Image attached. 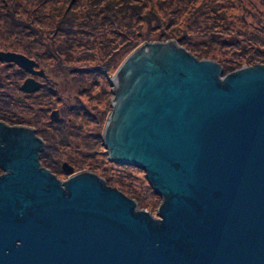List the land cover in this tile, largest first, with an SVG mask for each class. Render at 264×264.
Returning <instances> with one entry per match:
<instances>
[{"label": "water", "instance_id": "1", "mask_svg": "<svg viewBox=\"0 0 264 264\" xmlns=\"http://www.w3.org/2000/svg\"><path fill=\"white\" fill-rule=\"evenodd\" d=\"M0 59L45 77L24 54ZM222 72L168 40L142 42L109 76L102 145L145 172L155 216L95 173L61 186L35 129L1 120L0 264H264V64Z\"/></svg>", "mask_w": 264, "mask_h": 264}, {"label": "trees", "instance_id": "2", "mask_svg": "<svg viewBox=\"0 0 264 264\" xmlns=\"http://www.w3.org/2000/svg\"><path fill=\"white\" fill-rule=\"evenodd\" d=\"M168 1L159 0L158 2L171 5L176 0ZM162 8L161 10H158L152 8L150 4L145 5V3H143L142 5L139 0H0V37L7 36V39L11 38L15 39V41H22V39H25L28 41L23 40L22 43H28H26L24 47H30L29 49L24 48L25 50H23L18 46L20 43H17L16 45L14 42H10L9 39L6 41H0V51L17 52L24 54L28 58L35 59L34 68H38V70L45 75V66L39 64V52L44 51V57L47 59H53V62L59 66L58 69H61V66L64 64L63 59L68 56L70 57L71 53L76 52L78 46H82V49H86L87 45H89L88 47L93 46L96 49H104L106 47V41L103 40V36L108 34L109 31H112L114 34H118L119 39L116 42L111 41L109 43L108 47L111 49V55L109 58L104 61L101 57L96 59L93 58L95 55L92 53L85 52L81 58L84 59L85 57H88L87 60L91 62H86V66L72 67L71 70V72L76 74L75 80L79 79L82 84L85 82L87 74L91 73L93 75L92 82L94 83V87L101 84V89L105 96L111 95L112 92L107 90L109 83L104 77L111 74L119 62L131 50L136 48L143 41H150L155 37H157L156 39L159 42L174 39L180 46L189 51L197 59L215 60L222 67V75L240 68L243 64H264V52L261 51V48L264 47V39L251 41L250 38L246 37L244 39L241 37L242 40L247 41L245 45L254 48L253 52H242V40L239 41L235 36L230 40L223 37L224 32L220 28H223L224 26L231 27L232 21H227L225 15L222 13H218V15L216 13L217 8L209 6L201 10L203 15L205 13L208 14L209 11L211 15L214 16L213 19L218 22V24L212 22L203 26H201L200 23H197V18L200 16L199 9L193 11V21L190 20L185 24L180 25L178 23L176 24L175 21H170L173 18L170 16L171 13L169 9L162 10ZM179 10L182 9L177 8L173 11L176 12ZM44 19L48 20L47 28H39V25L44 23ZM160 19H162V21H160ZM163 22L169 23L170 26L164 25ZM217 30L222 34L214 32ZM193 32H197V35L194 37L191 34ZM201 33H203V35ZM208 35L209 37L206 38ZM242 35L243 31H236V36ZM152 36L154 37L152 38ZM98 38L99 41L97 42L96 40ZM94 41L95 43L92 45ZM212 43H217L215 45L221 48V50H224L223 53L217 50ZM113 44H116L114 49ZM33 48H36V51H32L34 50ZM234 48L240 50L241 53L233 50L231 51L232 55L230 58L223 60L224 58L221 56ZM0 64L4 66L5 71L11 68L14 70L9 74V77L3 76L0 81V103H2L0 106V120H3L10 125L23 124L35 127V134L40 136L44 141V148L41 151L39 158L40 163L51 172H61L62 165L65 166L66 169H69L70 172L85 169V166H83L81 161L72 162L71 159L57 161L54 158V156H58L61 153L58 149L59 144H52V138L45 131V124L48 126V129L57 126V124L60 125L62 120V116H60L61 110L60 108L57 109L56 107H52L53 109L50 110V114H47L46 116V119L48 118L49 121L46 122L40 115L42 111H45V107L37 105L35 108V103L32 101L33 95L38 93L41 89H44L51 94L53 93V89L50 88L51 86L48 85V82L44 81L46 78H43L40 73L32 75L23 69H19L14 62H4L0 59ZM27 73L34 76L35 79H39L40 85L35 91L29 94H23L20 90V83L23 80V76L28 75ZM100 80H103V82H100ZM4 81L8 82L7 86L9 87L10 92H7L8 87L4 85ZM82 91H85V89H82ZM54 94L55 92L53 95ZM42 95L43 96H40L39 94L38 96L42 98L47 96V94ZM99 96H101V93ZM24 101H29L27 104H24L30 112V115L26 117L21 116V114L19 115L14 111V107L19 104L23 105ZM77 102L76 105L73 104L70 105V107L76 109L78 112V110L84 109V105L79 100ZM52 112H55V114L51 116ZM82 113H84V111H82ZM56 115L57 118H54ZM90 119L91 123L92 121L95 122L96 116H91ZM104 119L105 114L101 116L98 122L101 124ZM96 126H98L97 123ZM85 136L94 138L96 140L95 142H100L101 140L100 132L86 131ZM65 141L66 146L70 144L68 140ZM79 146L82 149L87 148V145L82 143ZM96 151L99 152L98 150ZM82 154V156L86 157L93 156L91 152L86 151L82 152ZM102 155H107V153L105 154L103 151ZM106 161L111 166L109 170L112 169L113 171L114 167V169H118L120 172L125 169H130L129 172L125 174L127 178L130 177L128 174H132L133 171L131 172V170L137 169V167L129 164H120L110 161L109 159ZM95 167L97 168V166ZM95 167L87 165L86 169L95 171ZM102 175L105 177L106 183L111 186H116L117 189L127 197L135 198L141 207L147 206L145 202L143 203L142 199L139 198L141 195L130 188L129 183L127 184L121 180L119 182L114 181L107 175V173ZM137 179L139 180L141 178L137 177ZM145 180L147 182L145 185L146 189L151 194L161 198L153 191L147 179ZM151 208L152 207H150V210H153Z\"/></svg>", "mask_w": 264, "mask_h": 264}, {"label": "rangeland", "instance_id": "3", "mask_svg": "<svg viewBox=\"0 0 264 264\" xmlns=\"http://www.w3.org/2000/svg\"><path fill=\"white\" fill-rule=\"evenodd\" d=\"M139 1L142 3V5L143 3H145V5L150 4V6H152V8L154 9L161 10L162 7H163L162 10L169 9L171 13L170 16L173 18L170 21H175L176 24L178 23L180 25L185 24L186 22L190 20L193 21V13H194L193 11H197L198 9L200 11L199 12L200 16L198 18L196 17L198 19L197 23H200L201 26L208 25V23H212V22L214 24H218V22L215 19H213L214 16H212L209 11H208V14L205 13L204 15L201 11L204 8L213 6L214 8H217V12H216L217 14L222 13L225 15L227 21H232L231 27L224 26L223 28H220L224 32L223 37H225V39L230 40V39H233L234 36L239 41L242 40L241 37H243L244 39L246 37L250 38L251 41L264 39V0H186V1L176 0L174 2L172 1L173 4L171 5L162 3V2H161L162 3L161 5V3L158 2L159 0H139ZM177 8L182 9V10L174 12L173 10H176ZM47 21H48L47 19H44V23L40 24L39 28H44V27L47 28ZM160 21H162V19H160ZM163 24L170 26L169 23L163 22ZM238 30L243 31L242 36H236V31ZM214 32L218 34H222L218 30ZM196 33L197 32H193L191 34L194 37L195 35H197ZM201 34L203 35V33ZM6 37H0V41H4V40L6 41L10 39V42H14L16 45L17 43H20V45L18 46L23 50L30 48L29 46L24 47L26 43H28V42L22 43V41L25 39H22V41L21 40L15 41V39H11V38L7 39L8 37L7 38ZM153 37L154 36H152V38ZM208 37L209 35L206 36V38ZM156 38L157 37L153 38L150 41L148 40L143 41V43L159 42ZM118 39H119L118 34H114L112 31L111 32L109 31L108 34L103 36V40L106 41L105 42L106 47L104 49H96L93 46L88 47L89 45L86 46L87 47L86 49H82V46H78L76 52L71 53L70 57L68 56V57H65V59H63L64 64L61 66L62 67L61 69H58L59 66L53 62V59H47L44 57L43 55L44 51L39 52V55H40L39 64L42 66H45L44 71H45L46 80L44 81L48 82V85L51 86L50 88L53 89L52 91L53 93L55 92V94L53 95V93L51 94L50 92H47L46 90L41 89L40 90L41 92L39 91L38 93L34 94L35 96L33 95L32 101H34L35 103V108L37 105H41L42 107H45V111H42L40 115L45 119L46 122L49 121L48 118L46 119V116L47 114L48 115L50 114L49 112L50 110L53 109L52 107H56L57 109L60 108L61 110L60 116H62V120L60 122V125L57 124V126L48 129V126L45 124L46 126L45 131L52 138L51 139L52 144H56V145L59 144L58 149L61 153L58 156H54L55 160L62 161L66 159H71L72 162L81 161L83 163V166H85L84 167L85 169L78 170L76 172L88 171L91 173H95L99 178L103 179L104 181H105V177L102 174L107 173V175L111 177V179L114 181L119 182L121 180V181L126 182L127 184L129 183L130 188L138 192L141 195L139 198L142 199V202L143 203L145 202V204L147 205L146 207H141L135 198H131L137 202V207L139 209L146 210L149 213H151L153 216H155L156 215L155 211L159 207L161 198H159L158 196L154 194H151L146 189L145 185L147 184V182L145 180L146 179L145 172L139 168H137L136 170L133 169L131 170V172L133 171L132 174H128L130 175V177L127 178L125 174H127L130 169H125L124 171L120 172L118 171V169H114L115 168L114 167L113 171L112 169L109 170L111 166L106 161L108 158L106 155H102L103 151L106 154V151H105L106 149H104L102 145V132H103V127H104L106 118L111 110L110 102H111L112 94L105 96L102 92L101 84L94 87L93 85L94 83L92 82L93 75L91 73L87 74L85 78V82L82 84L80 83L79 79L75 80L76 74L71 72L72 67H80L83 65L86 66L87 65L86 62H91L87 60L88 57H85L84 59L81 58L85 54V52L87 53L89 52L95 55L93 58L99 59V57H101V59L105 61L111 55V49L108 47L109 43L111 41L116 42L118 41ZM169 40H174V39H169ZM25 41H28V40H25ZM96 41L98 42L99 38ZM246 42H247L246 40L241 41V44H243L242 48L240 47L242 49V52L244 51H246V53H249L250 51L253 52L254 48L251 46L245 45ZM94 43L95 41L92 43V45ZM215 44L217 43H214V44L212 43V45L217 50L223 53L224 50H221V48H219ZM115 45L116 44H113V49L115 48ZM33 49L34 50L32 51H36V48H33ZM261 49H262L261 51L264 52V47ZM233 50L237 51L238 53H241V51L236 48L230 49L227 53H224L221 56L222 58H224L223 60L229 59L230 56L232 55L231 51ZM129 53L119 62V64L117 65V67L111 74H109L107 77H104L105 80H108L109 84L107 86V90H109L110 92H111L112 85L110 83L109 76L115 73L116 69L119 67L122 61L129 55ZM32 60H35V59H32ZM210 60H213V59H210ZM244 65L251 66L248 64H243L242 66ZM17 68L21 69L20 67H18V65H17ZM35 70H38V68ZM12 71H14L13 68L5 71L4 66L0 64V81L2 80L3 76L9 77V74ZM28 76H30V74L24 75L23 80ZM23 80L21 81V83L23 82ZM101 81L103 82V80H100V82ZM3 83L4 85L7 86L8 82L4 81ZM82 89H85V91H82ZM7 92H10L9 87H8ZM100 93H101V96H99ZM39 94L40 96H43L42 94H47V96H44V98H42L38 96ZM78 100L84 105V109L78 110L77 112L76 109L70 107V105H73V104L76 105L78 103L77 102ZM28 102L29 101H24L23 105L22 104L16 105L14 107V111L18 113L19 115L21 114V116H25V117L29 116L30 112L27 110L26 106L24 105V104H27ZM1 105L2 103H0V106ZM82 111H84V113H82ZM104 114H105V119L100 124L98 120ZM91 116L92 117L96 116L95 122L92 121L91 123V119H90ZM96 123L98 124V126H96ZM33 128L35 129V127ZM86 131H94L96 133L100 132V135H101L100 142L99 141L95 142L96 140L94 138L85 136ZM65 140H68L70 144L66 146ZM81 143L87 145V148L82 149L79 146ZM76 144H79V145H76ZM96 150H98L99 152H97ZM84 151L91 152L93 156H89V157L82 156L83 155L82 152ZM87 165H90L91 167L97 166V168L95 167V171L89 170V169H86ZM132 176H134L135 178ZM137 177H140L141 179L138 180ZM62 178H65V176H63ZM106 185L117 189L116 186H111L108 183H106ZM150 207H152L151 209L153 210H150Z\"/></svg>", "mask_w": 264, "mask_h": 264}, {"label": "flooded vegetation", "instance_id": "4", "mask_svg": "<svg viewBox=\"0 0 264 264\" xmlns=\"http://www.w3.org/2000/svg\"><path fill=\"white\" fill-rule=\"evenodd\" d=\"M1 121V120H0ZM7 124V123H6ZM8 125H10V124H8ZM15 125H19V124H15ZM24 126H26V125H24ZM44 148V147H43ZM43 150V149H42ZM41 153V152H40ZM39 158H40V155H39ZM39 162H40V160H39ZM41 164V163H40ZM41 166H43L42 164H41ZM44 167V166H43ZM44 168H46V167H44ZM47 170H49L48 168H46ZM62 171L60 172V171H50L51 172V174H53L55 177H56V179H58V180H60L61 181V186H63V181H65V179L68 177V176H70V175H72V174H74V173H76V172H70V170L69 169H66V167L65 166H63L62 165V169H61ZM5 173V171L0 167V175H2V174H4ZM63 176H65V178H62Z\"/></svg>", "mask_w": 264, "mask_h": 264}]
</instances>
